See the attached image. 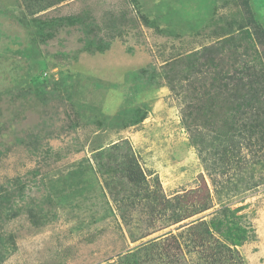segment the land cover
Instances as JSON below:
<instances>
[{
	"label": "rangeland",
	"instance_id": "obj_1",
	"mask_svg": "<svg viewBox=\"0 0 264 264\" xmlns=\"http://www.w3.org/2000/svg\"><path fill=\"white\" fill-rule=\"evenodd\" d=\"M22 1L0 0V264H121L134 251L138 264H210L216 241L234 252L224 264H264V126L238 125L226 153L207 152L183 121L246 91L264 106V42L242 26L252 13L264 29V0H66L32 15ZM212 47L215 69L201 61ZM130 73L149 81L132 76L127 97ZM127 109L146 117L125 127ZM100 112L103 125L86 121ZM109 155L133 158L146 182L103 177ZM207 193L209 208L179 221L177 198L193 197L187 215ZM226 219L244 229L236 245L211 225ZM200 221L202 246L187 233Z\"/></svg>",
	"mask_w": 264,
	"mask_h": 264
},
{
	"label": "trees",
	"instance_id": "obj_2",
	"mask_svg": "<svg viewBox=\"0 0 264 264\" xmlns=\"http://www.w3.org/2000/svg\"><path fill=\"white\" fill-rule=\"evenodd\" d=\"M64 1H66V0H23L22 5H23L25 11L27 12V14L32 15V14H37L39 12L46 11L47 9L51 8V6L60 4ZM246 2H247L246 5L248 6V1H246ZM259 2H260V0H259ZM258 13L260 14V12H258ZM255 16L256 15L251 13V19H250V21H248L249 24L247 22H245V25H242V26L247 27L249 25H253L256 28V31L254 34L253 33L252 34L256 35L260 39L258 40L257 38L254 37V39H252V40L255 41V39H257V41H259L260 43H263L264 41H262V40L264 39V29H262V28L260 29V25H259V27H257L256 24H258V23H257V19ZM70 24H72V23H70ZM232 25H233V22H231V26ZM243 29H245V28H243ZM260 32H263V33L261 34ZM246 34L249 37L251 36L249 31L248 32L246 31ZM260 36L263 38L261 39ZM101 51H102V49L98 50V52L102 53ZM217 51H218V49H217ZM213 54H214L213 47L212 48H206L204 50V52L202 53V55H201L202 60L201 61H205V67L206 68H209V67H213L214 69L216 68L215 58L212 56ZM217 54H219V52ZM187 58L190 59V58H193V56H187ZM203 58L206 60H203ZM251 60H253V62H257V61H260V58L258 56H256ZM251 60H250V62H252ZM182 62H183V60H182ZM183 63L185 64V68L184 69L182 68L179 75L181 74L183 76V74H185V80H187V78H188L187 76L190 75L191 70H193L195 68H194V66H192L193 62H189V63L183 62ZM255 67H257V66L254 64V68ZM177 69L178 68L174 66V70H177ZM177 75H178V73H177ZM132 76L135 78V81L138 78L139 84L140 83L144 84V82L146 83L149 81V80L145 79L143 76L132 75V73H130L128 76V79H126V86H123L124 95L127 97L129 96V93L132 90V88H131L129 91V89L127 88V82L131 81ZM147 77H150V76H147ZM154 83H155V79H154ZM147 84H149V86H152L151 81ZM169 84H171V83H169ZM135 85H136V82H135ZM236 86H238V83L236 84ZM224 87H226L228 89L227 86H224ZM226 88H224V89H226ZM252 89L253 88H249V90H252ZM196 90L197 89L195 86V89L192 90V93L195 92ZM232 90L235 91L234 89H232ZM232 96H235L236 103L231 104L232 102L230 101L231 103L229 104V102H227L226 99L223 98L224 105L222 107H220L219 109H216V106L219 104L216 105V103L212 99H207V100H205V102L203 101L201 105L198 104V106L192 105V106L187 107V115H185V118L183 120L184 125L188 129H194L195 130L193 132L194 133V139L196 141L194 144L197 143L202 149H206L207 152H210L209 149L215 148L218 150H222L223 152L226 153L224 142L230 136V134L237 132L236 131L237 129H235V127L238 125L240 128H242V131L246 130L245 131L246 133L247 132L251 133L253 131H257L259 126H260V128L262 126H264L263 125L264 124V106L261 104V102L259 100L254 99V97L252 96V94L249 91H246L244 93H240V95L233 94ZM226 102H227V104H226ZM119 115L115 116V119H119L121 117H124L123 120L125 122L124 123L125 127L129 126V125H136V124L142 122V120L146 117L138 109H127L125 111L120 112ZM104 116L105 115L102 112H100V114H98V115H93L92 119L90 117L87 118L86 121L92 122L94 120L93 124L101 126L107 120ZM249 136L251 137V134ZM209 137H211V139ZM260 139H262V136L260 137ZM257 144H259V142L255 143L254 145H257ZM105 152H107V150L102 149V150L96 152L94 154V156L95 157H101L102 154ZM104 155H107V154H104ZM108 161L110 162V164L107 166H104V172L102 173L103 177L106 176L109 178L110 177L114 178L116 175L119 174V171L121 172V170H122L121 176H123V177H119V175H120L119 174L118 178H124V180L126 182H129V183L130 182L131 183H137V182H139V183L144 182L145 183L146 182V178H145V175H144L142 169L139 167L138 163L136 161H134L133 158L130 161L129 160L126 162L123 161V164L122 163L113 164L116 161V159L114 160L113 156L109 155ZM4 192H5L4 190L0 189V203L5 201V200L10 199L9 195H7V197H6L7 199L3 195H1V193H4ZM154 195H156V194H154ZM156 196H157V198L159 197L158 195H156ZM152 198H153V195H152ZM181 198L182 197L177 198V204L175 205V207L182 213V215L180 214L181 219L179 221L186 220L187 218H189L191 216L200 214L209 208V206H207V205L210 204V195L207 193L205 203H201L200 205L197 206L194 204L195 199H194V201H191L192 210H190L191 212L187 213V215L185 214L186 215V217H185V215L183 213H185L187 211H183L181 208L184 206V204H185V202H187V200L189 201L193 197L188 198L186 201H183V199H181ZM161 207H167L166 203L164 202L163 204H161ZM1 211H11V210L10 209L9 210L3 209ZM0 216L4 217L5 219L11 218L10 215L5 216L4 213L0 214ZM29 216L31 217V220L33 221V218L36 215L33 213H30ZM211 225L213 226V228L216 231H218L220 227L225 226V232L224 233L228 235L231 242L234 243L235 245L238 244L241 241V239H243L244 229L238 227L237 224H234V223L229 224L228 219L225 220V224H222L219 221L217 223L212 222ZM187 233H188V238H189V234H190L191 235L190 240H192V238L194 237V243L198 244L200 246H202L206 240L207 241L209 239L211 240V237H212V234L208 228V225L206 223H204V221H200L199 224L197 223V224L193 225ZM180 237H181V235H180ZM2 238L3 237H1V233H0V240ZM172 239L176 241V237H172ZM191 242L193 243V241H191ZM176 244H177V247L179 248V244L178 243H176ZM230 250H231L230 247H228V246L226 247L222 243L216 241L215 247H212V251H215V253H213L209 257L210 264H224L223 261L220 260V258L217 259V257H219L222 253H224L225 255L230 254L229 259H225L224 262L227 263V261H230V260L232 261V258H234V256H233L234 252H232ZM138 257H139V252L134 251V252L130 253L127 260H125V262L121 263V264H138L139 263Z\"/></svg>",
	"mask_w": 264,
	"mask_h": 264
}]
</instances>
